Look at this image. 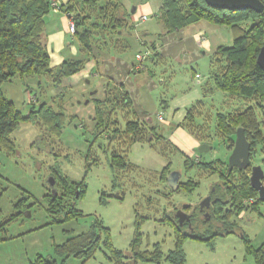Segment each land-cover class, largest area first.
Masks as SVG:
<instances>
[{"label":"rangeland","instance_id":"rangeland-1","mask_svg":"<svg viewBox=\"0 0 264 264\" xmlns=\"http://www.w3.org/2000/svg\"><path fill=\"white\" fill-rule=\"evenodd\" d=\"M119 1L116 3L130 12L129 29L122 27V35L110 36L107 28H99L97 33L104 35V43L101 47L94 45L89 54L82 51L87 55L84 69L64 77L58 84L42 74L21 76L18 73L0 84L5 98L23 115L29 114L30 103L37 106L43 102L55 108L62 107L67 115L59 133L48 129L39 118L20 120L10 134L14 151L0 149V210L2 220H8L0 232V238L3 237L0 240V264H35L38 256L51 257L56 264H114L109 249L103 244L105 237L114 247L128 253L135 222L142 216L145 218L139 227L140 250L152 252L158 243L162 257L158 263L137 259L135 264H179L164 259L175 242L174 227L164 220V214L173 218L179 209L190 212L217 180V174L203 171L197 164L190 165V159L197 160V155L201 162L213 163L216 171L219 167L223 169L230 154L227 144L232 141L217 130V114L232 116L250 106L260 120L259 128L264 134V101L231 96L215 86L213 75L223 62L216 63L211 55L218 45L232 44L233 36L226 26L201 20L166 33L163 23L152 13L146 20L132 17V6H137L138 11L144 0H130V8ZM148 2L150 6L160 5V0ZM112 9L110 6L107 10L103 24H107ZM199 29L204 31L202 37L209 41L208 48L201 47L195 38ZM73 42L76 45L75 39ZM145 50L150 52L143 61L145 69L133 71L137 62L135 54ZM121 83L131 99L130 106L117 110L115 91L108 103L105 100L102 108L106 117L96 128L93 97L111 96L116 84ZM94 90L95 93L90 95ZM85 99H89L86 104ZM187 110H190L192 121L185 118ZM158 112L163 113L165 122L156 119ZM174 112L176 114L172 116ZM134 116L149 126L158 125L157 128L168 137L178 121L185 120L184 127L195 139L209 142L211 148L202 153L196 148L193 153L183 148L164 150L162 156L157 146L134 143L127 154L135 164L121 178L111 167L110 154L117 143L109 142L108 135L115 123L124 126ZM252 163L261 165L264 171V153L260 147ZM167 164L169 172L178 171L181 181L194 179L196 187L191 192L184 187L172 190L160 181L161 171ZM58 175L83 186L82 195L73 201L79 215L60 222L53 219H61L63 214L46 210L48 179L54 176L58 179ZM237 179L232 184H238ZM223 181L224 177L219 179V182ZM257 199L258 194L249 196L242 203L249 205ZM228 208L230 202L223 210ZM203 212L196 209L199 224L194 227L195 231L203 228ZM233 219L236 228L232 232L216 235L210 240L184 239L181 264H254L248 249L257 248L264 242V202L260 201L256 210L242 209ZM98 223L107 228V233L99 231L100 240L92 255L87 258L69 256L61 260L56 246L68 236L84 232Z\"/></svg>","mask_w":264,"mask_h":264},{"label":"trees","instance_id":"trees-1","mask_svg":"<svg viewBox=\"0 0 264 264\" xmlns=\"http://www.w3.org/2000/svg\"><path fill=\"white\" fill-rule=\"evenodd\" d=\"M98 1L77 0L64 9L71 12L68 15L74 21V33L72 35L78 42V47L75 54L65 57L58 65L51 66L44 41V16L51 10L50 1L0 0V84L17 73L21 76L42 74L58 84L64 77H68L81 68L84 69L87 55L82 54V51L86 50L88 51L86 53L89 54L94 45L101 47L104 43V35L97 33L99 28H107L108 35L111 36L114 34L122 35V27L128 28L130 26V12L122 9L120 4L112 0H100L101 2L96 4ZM261 1L264 4V0ZM110 6H113L112 13L107 24H103ZM59 8H62V5ZM154 17L163 23L166 33L177 31L189 24H197L201 20L226 26L232 33V44L230 46L218 45L211 55L212 60L216 63L223 62L222 67L213 75L215 86L231 96L246 99L256 98L264 101V71L256 61L259 49L264 45V8L261 12L251 9L227 10L211 7L205 0H160L159 8ZM116 40H119L118 36ZM144 69L143 65L140 70ZM115 91V108L121 110L122 106H130L131 99L124 89L123 83L116 84L111 96H105L103 99L93 97L95 105L93 118L96 119V128L103 124V119L106 117L102 108L105 100L108 103ZM30 105L29 114L23 115L20 110L12 106L0 89V149L14 151L10 134L16 129L20 120L39 118L51 131L61 132L67 116L62 107L55 108L46 102L37 106L34 103H30ZM191 116L190 110H187L185 118L192 121ZM216 120V128L221 135H226L233 141L232 135L235 128L241 126L251 143V155L256 154L258 147L264 153V134L259 128L260 120L256 118L252 107L249 106L232 116L218 113ZM183 124L184 122L176 126L184 127ZM157 126L156 124L149 126L136 116L132 120H127L124 126H117L116 123L113 125L114 128L108 135V139L109 142L115 141L117 145L112 147L110 161L111 167L115 168L114 170L121 178L126 176L131 166L135 164L127 154L128 149L134 143L145 142L152 147L157 146L162 156L165 155V151L179 150V147ZM190 160V165L194 163L203 171L214 172L213 163L201 162L198 159ZM169 173L167 164L161 171L160 181L167 184ZM58 176V179L55 178L54 188L55 185L57 186L55 194L51 192L49 187L46 194V210L52 214H63L61 219H53L56 222L69 220L79 215L80 211L74 207L73 201L83 193L81 183L68 181L65 177ZM237 180L239 183L236 185L228 183L226 180L223 181V188H220L218 194L212 195L213 201L209 207L210 220L203 224L201 230L189 231L185 223L180 226L174 216L171 218L169 214H164V220H168L174 227L175 239L173 249L164 255L165 260L183 263L182 243L184 239L190 237L210 240L216 235L232 232L236 228L233 216H237L242 209L256 210V205L260 202L259 199L249 205L242 203L249 196H257V191L250 186L248 176L241 171ZM196 185L197 182L194 179L188 178L179 183L177 190L179 187H184L188 192H191ZM148 200L150 201V199ZM228 202H230V208L223 210V205ZM20 205L18 206L19 214L22 204ZM24 207H29V205ZM144 218L142 216L140 220L135 222L134 235L129 244L128 253L114 247L110 239L105 237L103 244L109 249L114 264H135L137 259L157 263L161 260L162 253L158 248V243L152 252L140 250L141 231L139 227ZM7 223L8 220H2L0 210V232L4 230ZM96 226L97 230L95 229ZM106 229L101 223L90 226L84 232L68 236L63 243L56 246L55 251L61 260H65L69 256L87 258L92 255L100 240L99 231L107 233ZM248 251L252 255L254 264H264V242L257 248H249ZM56 263L57 261L51 257L38 256L35 264Z\"/></svg>","mask_w":264,"mask_h":264},{"label":"crops","instance_id":"crops-1","mask_svg":"<svg viewBox=\"0 0 264 264\" xmlns=\"http://www.w3.org/2000/svg\"><path fill=\"white\" fill-rule=\"evenodd\" d=\"M76 1L77 0H57L58 4L62 5V8H59L56 11L49 10L47 14L44 16V22H45L44 41L46 43L47 51L49 53L51 66L58 65L64 60L65 57H69L70 55L75 54L77 51L78 42H76L75 45V43L73 42V39L75 38L73 37V35H71L68 32L67 29L68 27L67 23L69 20L68 14H71V12L69 11L67 12L64 10L68 5L72 4L73 2L75 3ZM112 1L116 2L119 0H112ZM119 2H121L123 5H126L128 8H130L132 4V1L130 0H123ZM158 7L159 5L157 4L155 6H150L148 0H144L140 4L138 11H137V6H132L131 14L134 19L139 18L141 15L148 16V14L151 13L153 15L157 12ZM203 34L204 31L202 29H199L198 33L195 34V38L197 39L201 47L208 48L209 41L205 38V36L202 37ZM139 35L142 34L140 33ZM199 36L201 37L200 39L198 38ZM83 77H84V73H83ZM185 109H187V107ZM176 112H174L172 116H174ZM184 121L185 120H181V121L179 120L177 124L183 123ZM169 138L171 139V141H173V143H175L176 146H178L180 149L183 148L185 151L189 153L195 152V148L199 145L200 142L196 140L193 134H191L185 127L180 125L173 128Z\"/></svg>","mask_w":264,"mask_h":264},{"label":"water","instance_id":"water-1","mask_svg":"<svg viewBox=\"0 0 264 264\" xmlns=\"http://www.w3.org/2000/svg\"><path fill=\"white\" fill-rule=\"evenodd\" d=\"M205 2L214 8L227 9V10H239V9H251L256 12H261L264 8V4L261 0H205ZM256 61L261 69L264 71V45L260 47L256 57ZM95 93V90L90 92V95ZM89 99H85L84 103H88ZM77 103H80L78 101ZM211 146L208 143L199 144L196 149L199 153L209 150ZM250 145L244 134L241 126L237 127L235 133L234 144L231 153L228 156L227 168L231 170L233 167L239 169L245 168L250 163ZM180 173L178 171H171L167 176V184L176 190L179 186L178 179ZM264 177V171L261 165L255 164L251 166V172L249 177L250 186L254 188L258 193V199L264 202V184L262 178ZM55 179L50 177L48 184L51 192L55 194L54 188ZM180 215V214H177ZM180 217V216H179ZM188 218V217H187Z\"/></svg>","mask_w":264,"mask_h":264},{"label":"flooded vegetation","instance_id":"flooded-vegetation-1","mask_svg":"<svg viewBox=\"0 0 264 264\" xmlns=\"http://www.w3.org/2000/svg\"><path fill=\"white\" fill-rule=\"evenodd\" d=\"M239 127V126H238ZM236 129L237 127L235 128V132L233 133L232 135V138H233V141L232 143L230 144V142L227 144V147L229 148V151L231 153L232 151V148H233V144H234V139H235V133H236ZM159 130H161L159 128ZM244 131V130H243ZM245 134V132H244ZM246 136V135H245ZM247 138V137H246ZM227 140V139H226ZM248 140V139H247ZM249 142V145H250V154H249V158H250V163L243 169H239L238 167H233L231 170H228L227 168V161H225V164H224V167L223 169L221 167H219V171H216V166L213 167L214 169V172L213 174H217V180L215 181L214 184L211 185V189L210 191L205 195V196H202V199L198 202V205L197 206H193L191 211L190 212H187L185 211L184 209H179L177 210L175 213H174V217L178 220V223L180 226H182L184 223L186 226H188V230L189 231H192L194 229L195 226H197V224H199L198 220H197V217H196V209H198V212H201L204 210L203 212V216H204V219H203V222L206 223L207 221L210 220V213H208L209 211V207L211 206V203L213 201V198H212V195L214 193L218 194L219 191H220V188H223L224 184L223 182H219V179H221V177H224L226 178L225 180L228 181V183H233L236 178H239V174L237 175V173L243 171L245 173H248V179L250 177V172H251V166L252 165H255L252 163V158L255 156V155H251V143L250 141L248 140ZM201 143H208L209 142H204V141H200L199 144ZM197 150V149H196ZM198 152V151H197ZM199 153V152H198ZM196 159H198L197 155L195 156ZM228 160V159H227ZM221 175V176H220ZM237 175V176H236ZM168 176V175H167ZM263 179L264 177L262 178V182H263ZM224 180V181H225ZM181 182V174H180V177L178 179V184ZM221 183V184H220ZM264 184V183H263ZM230 185V184H229ZM220 186V187H219ZM177 190V189H176ZM221 193V192H220ZM258 194V193H257ZM228 204V203H227ZM227 204H222L223 207H225ZM221 205V206H222ZM207 213H206V212ZM177 214H180V215H177ZM180 216V217H179ZM188 217V218H187ZM194 222V224H192ZM188 223V224H187Z\"/></svg>","mask_w":264,"mask_h":264},{"label":"built area","instance_id":"built-area-1","mask_svg":"<svg viewBox=\"0 0 264 264\" xmlns=\"http://www.w3.org/2000/svg\"><path fill=\"white\" fill-rule=\"evenodd\" d=\"M50 1V7H51V10H58L59 9V4L57 2V0H49ZM148 18L147 15H141L139 17L140 20H146ZM67 29H68V32L70 34H73L74 33V21L72 19V17L69 16V20H68V23H67ZM139 40H140V37L138 36L137 37ZM150 55V52L148 50H145L143 52H137L135 54V59H136V64L133 66V70H140L142 69L143 67V61ZM156 119L159 121V122H165V117L163 115L162 112H158L157 115H156Z\"/></svg>","mask_w":264,"mask_h":264},{"label":"clouds","instance_id":"clouds-1","mask_svg":"<svg viewBox=\"0 0 264 264\" xmlns=\"http://www.w3.org/2000/svg\"><path fill=\"white\" fill-rule=\"evenodd\" d=\"M72 35V34H71ZM140 37V36H139Z\"/></svg>","mask_w":264,"mask_h":264}]
</instances>
